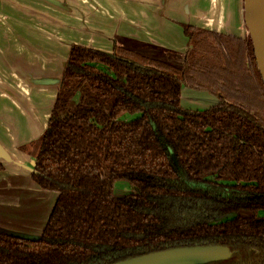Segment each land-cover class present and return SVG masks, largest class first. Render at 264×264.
<instances>
[{
    "label": "trees",
    "instance_id": "1",
    "mask_svg": "<svg viewBox=\"0 0 264 264\" xmlns=\"http://www.w3.org/2000/svg\"><path fill=\"white\" fill-rule=\"evenodd\" d=\"M183 28L181 55L72 47L33 175L57 198L36 241L0 232V264H116L203 245L231 251L214 264H264V83L252 38ZM182 86L220 103L185 109ZM119 181L131 190L118 198Z\"/></svg>",
    "mask_w": 264,
    "mask_h": 264
},
{
    "label": "crops",
    "instance_id": "2",
    "mask_svg": "<svg viewBox=\"0 0 264 264\" xmlns=\"http://www.w3.org/2000/svg\"><path fill=\"white\" fill-rule=\"evenodd\" d=\"M241 6L234 17L233 0H0V144L11 158L0 161V232L36 241L53 210L56 193L41 190L32 171L61 82L40 80H62L73 46L112 54L118 41L181 55L182 25L247 39ZM194 91L182 90L185 109L214 107Z\"/></svg>",
    "mask_w": 264,
    "mask_h": 264
},
{
    "label": "water",
    "instance_id": "3",
    "mask_svg": "<svg viewBox=\"0 0 264 264\" xmlns=\"http://www.w3.org/2000/svg\"><path fill=\"white\" fill-rule=\"evenodd\" d=\"M244 19L253 41L258 68L264 83V0H243ZM62 81V80H61ZM58 79H43L40 83L45 85L57 84ZM11 161L8 153L0 144V161ZM36 161L33 164L35 173ZM232 256L225 246H193L187 248H172L167 251L154 252V254L139 256L134 259L121 261L116 264H214L226 261Z\"/></svg>",
    "mask_w": 264,
    "mask_h": 264
},
{
    "label": "rangeland",
    "instance_id": "4",
    "mask_svg": "<svg viewBox=\"0 0 264 264\" xmlns=\"http://www.w3.org/2000/svg\"><path fill=\"white\" fill-rule=\"evenodd\" d=\"M233 3H234V17H236L235 16V13L237 12L238 13V9H239V6L240 7H242L241 5H243V7H244V2H243V0H233ZM186 5H190L189 4V2H186L185 3ZM241 12H242V8H241V10H240V16H239V22H241ZM234 19V21H237V19L236 18H233ZM182 27H183V25H182ZM246 29H247V35L248 36H250L249 35V31H248V28H247V26H246ZM152 54H156V55H158L159 53H157V52H152ZM180 59V58H179ZM178 65H180V66H182V61H181V59L180 60H178ZM186 91H193V90H190V89H187L186 87H184L183 86V93H184V95L183 96H185L186 95ZM195 93H199V92H201V93H205V94H208L211 98H213L214 100H215V102H216V104L218 105L219 103H220V100H219V98L217 97V96H213V95H211L210 93H207V92H203V91H194ZM182 96V97H183ZM184 99V98H183ZM76 100H78V97H76ZM185 100V99H184ZM183 100V101H184ZM185 102V101H184ZM189 103H192V105H191V110H194V111H204L205 110V106H203L201 103H195V102H189ZM215 104V105H216ZM215 105H214V107H215ZM183 107V106H182ZM213 107V106H212ZM184 108V107H183ZM136 117V115H133V116H129V115H127V116H125L124 117V119L125 120H128V121H130V120H133V118H135ZM115 188H116V192H115V196L116 197H118L119 198V196H124V195H126V194H128V192H129V190H131V187H129V185H128V183L126 182V181H119V183H116L115 184Z\"/></svg>",
    "mask_w": 264,
    "mask_h": 264
},
{
    "label": "flooded vegetation",
    "instance_id": "5",
    "mask_svg": "<svg viewBox=\"0 0 264 264\" xmlns=\"http://www.w3.org/2000/svg\"><path fill=\"white\" fill-rule=\"evenodd\" d=\"M188 49H189V48H188ZM188 49H187V51H188ZM187 51H186V52H187ZM186 52H185V53H186ZM182 87H183V86H182ZM184 87H185V86H184ZM182 90H183V88H182ZM203 92H204V91H203ZM209 109H210V108H209ZM206 110H208V109H206ZM193 111H194V110H193ZM204 111H205V110H204Z\"/></svg>",
    "mask_w": 264,
    "mask_h": 264
}]
</instances>
